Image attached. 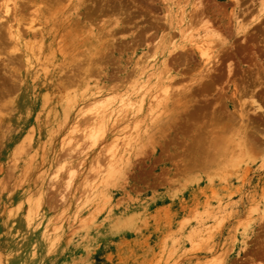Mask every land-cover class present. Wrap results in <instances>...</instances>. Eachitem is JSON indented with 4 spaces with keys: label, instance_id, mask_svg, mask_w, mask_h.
<instances>
[{
    "label": "rangeland",
    "instance_id": "1",
    "mask_svg": "<svg viewBox=\"0 0 264 264\" xmlns=\"http://www.w3.org/2000/svg\"><path fill=\"white\" fill-rule=\"evenodd\" d=\"M42 1V13L52 8V14L57 11L50 33L64 42L54 36L55 50L43 58L39 68L37 64L29 69L24 57L20 63L8 62L9 55L18 51H13L15 42L6 37L10 22L0 9V16L4 17H0V104H6L0 105V264H264V16L256 19L262 16V0H241L239 7L234 0H175L182 4L179 10L186 8L189 1L204 2L214 28L229 42L220 52L219 64L212 65L215 69L212 67V75L204 79L203 87L196 84V95L182 98L181 102L187 105L177 113L179 119L175 117L172 127L160 134L157 142V135L152 134L150 143H144L148 137L145 127L135 129L137 121L140 124L151 118L147 104L140 114L135 110L139 103L129 107L124 98L139 100L150 80L155 85L157 79L153 76L161 73L165 61L176 66V85L180 88L175 86L174 91L187 82L192 85L190 77L203 69L201 58L192 47L193 38L182 37L177 27L170 30L167 25L170 0ZM30 5V10H34L33 3ZM108 8L110 14H106ZM115 10L120 18L131 13V20L124 15L123 24L120 18L117 21V12L111 14ZM237 13L239 21L247 22L245 33L235 32ZM23 16L20 26L24 29L30 15ZM101 17H106V22ZM194 25L199 31L201 24ZM193 26L190 30L196 35L198 31ZM92 28L100 40L93 41L89 35ZM38 38L44 39L40 35ZM72 38H77L78 43L70 46ZM162 44H169L166 49L174 50L163 55ZM28 70L32 74L29 73L31 86L27 93L19 85L18 90L8 91L15 82L22 83ZM129 71L130 75L133 71V77ZM136 71L141 74L135 76ZM125 75L131 79H125ZM60 76L73 80L61 82ZM76 77L81 81L74 80ZM135 78L142 79L137 82ZM47 80L58 82L57 85L61 82L56 91L66 89L78 96L83 93V97L72 100L71 111L65 114L64 95L48 102ZM67 81L71 82L70 87ZM62 83H67L68 89ZM126 90H133V96ZM156 90L159 96L164 93L156 86L150 95H155ZM123 92L128 97H122ZM101 95H105V100ZM95 98H101L106 106L103 108L108 106L115 115L106 130L99 131V140L93 145L86 130L96 124L100 107L94 103ZM240 100L247 103L243 104L248 113L245 120L249 116L250 125L260 131L257 138L262 147L253 154L238 147L224 153L215 149L210 154L207 140L212 137L211 131L227 124V119L223 124L217 123L218 116L227 118L234 113L239 117ZM128 116L130 121L126 120ZM210 124L214 129H207ZM228 131L222 135L229 137L231 130ZM199 132H208L205 137H210L204 139ZM200 143L204 145L200 147ZM24 245L28 247V262L19 250Z\"/></svg>",
    "mask_w": 264,
    "mask_h": 264
},
{
    "label": "bare ground",
    "instance_id": "2",
    "mask_svg": "<svg viewBox=\"0 0 264 264\" xmlns=\"http://www.w3.org/2000/svg\"><path fill=\"white\" fill-rule=\"evenodd\" d=\"M21 0H0V9L3 11L1 14H3V16L5 15V18H6V16L8 17L7 18V21L8 22H10L9 23V25H8V27H7V35L8 36H6V37H8V39L9 40H11V41H14L15 42V48L13 47V51H18V52H14V53H11L10 55H9V61L8 62H10V63H17V62H22V57H24V62L28 65V68L29 69H32L35 65H37L38 64V68L41 66L39 63L40 62H42L43 61V58H45V56L47 57L48 56V54L49 53H51L53 50H55L54 49V46H55V44L53 43V40H54V36L50 33V31H51V29L53 28H51V23H52V18L53 17H55V15L56 14H58L57 13V11H56V14L54 15V14H52L51 13V10L53 9L54 10V8H52V9H49L48 10V12H44V13H42V8H41V4L43 3V1L42 0H34L33 2H32V0H26V2H24L23 0L20 2ZM28 1V2H27ZM47 1H49V0H47ZM110 1V0H109ZM165 1H167V0H165ZM235 2H236V6L237 7H239V5H241V0H234ZM11 2H13V4L11 3ZM52 2V1H51ZM76 2H77V0H76ZM88 2H90V1H88ZM92 3H94L93 1H91ZM188 2V1H187ZM31 3H33V5L35 6L34 7V10L33 9H31V10H33V11H31L30 10V8L32 7L30 4ZM72 3V2H71ZM70 3V4H71ZM168 3V2H167ZM204 3V2H203ZM202 2H196L195 1V3H193V2H188V5H186V8H184V9H180L179 10V8L182 6V4L181 3H179V2H177V1H175V0H170V3H169V5H168V9H167V11H168V15H167V19L166 20H168V23H167V25L170 27V30H173L174 28H178V30H180L181 31V33H182V37H192L193 39H192V41H191V43H192V47H193V49H194V51L196 52L197 51V53L199 54V56H200V58H201V62H202V67H203V69L201 70L200 69V71H198V72H196L195 73V75L193 74V76L192 77H190V82L191 83H193L192 85L190 84V83H186V84H184L182 87H181V89L180 90H177V91H174V87L175 86H178V85H176V82L177 81H179V80H177V75H176V73H175V71H174V69L176 68V66H173V67H175V68H173V67H171V66H169L168 64H167V62L165 61V62H163L164 63V65H165V67H162L161 66V68H162V71H161V69H160V71L159 72H161V73H159L158 75H156V77L155 76H153L154 78H156L157 80H156V83H155V85L154 86H152V82H151V80H150V83H149V86L146 84V86L144 87V88H146V90L145 91H143L142 93L140 92V94H139V100H133V98L131 99V98H129V99H125L124 98V102H125V105L126 106H133L134 104H136V103H139V106H138V108L137 107H135V110L136 109H138V113H140L141 112V110H142V108H143V105H145V104H147V109H148V111H149V113H150V115H151V118H150V120H148V121H144V120H142V121H140V124H139V122L137 121V124H136V126H135V129H138L139 127L141 128V127H145L146 128V136H148L147 137V139L144 141V143H150V142H152V134H154V135H157L156 136V142L158 141L157 140V138H160V137H162L161 135L166 131V130H168L169 128H171L172 127V121L173 120H175V117L176 118H178L177 116V113H179L180 112V110H182L183 108L185 109V105H187V104H184L183 102V99L182 98H188V96L190 95H193V91H194V89L196 88V86H199L200 85V88L201 87H203V83L205 82L204 81V79L207 77H211L210 76V74L212 75V67H214V66H212L213 64H219L218 62H220V52H221V50H222V48H223V46L226 44V43H228L229 41L227 40V38L225 37V36H223L224 34L222 33L221 34V32H219L217 29V27H215L214 28V22H212L211 23V21L212 20H210L209 19V17H208V15H207V13L205 12V8H204V6L203 5H205V4H203ZM12 5V6H11ZM43 5V4H42ZM48 5V4H47ZM67 5V4H66ZM66 5H65V8H66ZM110 5H111V2H110ZM112 5H113V3H112ZM31 6V7H30ZM45 6V5H44ZM53 6V5H52ZM51 6V7H52ZM86 6V5H85ZM115 6V5H114ZM122 6V5H121ZM48 7H50V5H48ZM50 7V8H51ZM54 7V6H53ZM93 7V6H92ZM96 7V6H95ZM111 7V6H110ZM109 7V8H110ZM46 8V7H45ZM61 8V7H60ZM69 8V7H68ZM77 8V7H76ZM87 8V7H86ZM97 8V7H96ZM104 8V7H103ZM102 8V9H103ZM109 8H108V10H106V14H108L109 12ZM111 8H114L113 6L111 7ZM116 8V7H115ZM114 8V9H115ZM124 8V7H123ZM123 8L121 9V10H123ZM62 9V8H61ZM73 9V8H72ZM102 9H100V10H102ZM107 9V8H106ZM119 9V11H120V8H118ZM190 10L189 12H187V11H185V10ZM52 10V11H53ZM57 10V9H56ZM70 10V9H69ZM74 10H75V8H74ZM78 10V9H77ZM86 10V9H85ZM90 10V9H89ZM93 10V9H92ZM95 10V9H94ZM113 10V9H112ZM99 11V10H98ZM114 11V10H113ZM113 11H111V14L112 15H114V13H116L117 11L115 10V12H113ZM125 11V9L123 10V12ZM166 11V12H167ZM260 11H262V16L261 15H259V16H257L256 17V19H258V18H260V17H263L264 16V0H262V2H261V5H260V9H259V12ZM67 12V11H66ZM87 12H88V10H87ZM102 13H103V11H101ZM122 12V13H123ZM125 12H127V11H125ZM68 13V12H67ZM80 13V12H79ZM105 13V12H104ZM121 13V14H122ZM93 14H94V12H93ZM101 14V13H100ZM110 14V13H109ZM118 12L115 14L116 15V19H117V21H118V18H120V14H118ZM131 14V13H130ZM130 14H127V16L125 15V13H124V15L128 18H131L132 17V15H131V17L130 16H128V15H130ZM167 14V13H166ZM189 14V15H188ZM209 14V13H208ZM23 15H30V16H28V17H30V20H28V22L27 23H24L25 24V28L23 29V28H21V26H20V21H22V18L24 17ZM42 16L40 19H34V17L36 16V17H38V16ZM62 15V14H61ZM81 15V14H80ZM86 15V14H85ZM90 15H92V14H90ZM89 15V16H90ZM95 15V14H94ZM94 15H93V18H94ZM105 15V14H104ZM124 15H121V18L124 16ZM71 16H72V14H71ZM87 16V15H86ZM101 16V15H100ZM99 16V17H100ZM103 16V15H102ZM110 15H108L107 17H109ZM124 16V17H125ZM245 17H246V15H244ZM0 17H2V16H0ZM98 17V18H99ZM111 17V16H110ZM126 17L125 18H122L123 19V21H124V19L126 20ZM2 18H4V17H2ZM65 18V17H64ZM84 18H85V16H84ZM90 19H91V17H89ZM102 18V17H101ZM112 18V17H111ZM113 18H114V16H113ZM119 19V22L121 21L122 22V19ZM128 18V19H129ZM187 18H189V19H191L190 21L189 20H187ZM45 20V22L44 23H42L41 22V20ZM67 19V18H66ZM105 20L106 19V17L105 18H102V20ZM110 19V18H109ZM108 19V20H109ZM116 19H115V21L113 22L112 20H114V19H110V21H112L113 23H115V24H119V22H117L116 23ZM127 19V21H129V20H131V19H129L128 20ZM133 19V18H132ZM212 19V18H211ZM244 19V18H243ZM6 20V19H5ZM14 22H16V23H12V21ZM95 20V19H94ZM97 20V19H96ZM24 21V20H23ZM68 21V20H67ZM85 21V20H84ZM83 21V22H84ZM89 21H91V20H89ZM126 21V22H127ZM189 21V22H188ZM214 21V20H213ZM235 21H236V24H235V27H236V34H240V33H242V32H244L245 30H248V29H246V28H248V27H246V25H247V22H244V20L243 21H239V16H238V13H237V15L235 14ZM26 22V21H25ZM47 22V23H46ZM70 22V21H69ZM81 22H82V20H81ZM97 22V21H96ZM101 22H103L104 23V21H101L100 20V23ZM105 22H106V20H105ZM255 22V21H254ZM46 23V24H45ZM53 23H54V21H53ZM92 22H90V24H91ZM94 23V22H93ZM103 23H101V24H103ZM162 23V22H161ZM41 24H43V26H42V29H40L39 28V26L41 25ZM70 24V23H69ZM74 24V23H73ZM101 24H99V25H101ZM107 24V23H106ZM122 24H123V22H122ZM126 24V23H125ZM158 24V23H157ZM194 24H196V26H198L197 24H201V26H199V31L197 30V29H195V25ZM250 24V23H249ZM50 25V26H49ZM86 24H84V26H85ZM92 25V24H91ZM114 25V24H113ZM159 25H162V24H159ZM187 25V26H186ZM194 25V26H193ZM2 26V25H1ZM23 26V25H22ZM54 26V25H53ZM56 26H57V24H56ZM67 26H68V24H67ZM83 26V25H82ZM92 26H94V25H92ZM96 26V25H95ZM94 26V27H95ZM116 26V25H115ZM152 26V25H151ZM192 26L194 27V30H197L198 31V34H196V35H194L193 33H191V31L192 30H190V28H192ZM248 26V25H247ZM63 27H65V23H64V26ZM62 27V28H63ZM91 27V26H90ZM97 27V26H96ZM100 27V26H99ZM110 27V26H109ZM117 27V26H116ZM123 27H125V26H123ZM150 26H148V28H149ZM73 28V27H72ZM87 28V27H86ZM104 28V27H103ZM112 28V27H111ZM55 29V28H54ZM105 29H107V28H105ZM1 30V29H0ZM64 30V29H63ZM69 30V29H68ZM87 30V29H86ZM97 30H98V28H97ZM147 31H148V29H146ZM55 31V30H54ZM57 31V30H56ZM62 31V30H61ZM65 31V30H64ZM109 31V30H108ZM112 31V30H111ZM124 31V30H123ZM146 31V32H147ZM190 31V32H189ZM67 32V31H66ZM88 32V31H87ZM106 32V31H105ZM113 32V31H112ZM193 32V31H192ZM234 32V33H235ZM0 33H1V31H0ZM103 33V31L101 32V34ZM115 33V32H114ZM245 33V32H244ZM63 34V33H62ZM65 34V33H64ZM88 34V33H87ZM98 34H99V32H98ZM164 34V33H163ZM38 35H40V37L42 36V37H44V39H40V38H38V39H36V36H38ZM73 35V34H72ZM90 36H93V41H95V38H97V40H100V39H98V37L99 38H101L100 36H96L97 35V33L93 30V28H92V31L90 32V34H89ZM105 35V34H104ZM104 35H102L103 37H104ZM113 35V34H112ZM146 35V34H145ZM64 36V35H63ZM109 36V35H108ZM196 36H198V37H196ZM228 36V35H227ZM3 37H4V35H3ZM5 37V38H6ZM56 37V36H55ZM82 37H83V35H82ZM162 37V36H161ZM195 37L196 38H198V39H195ZM1 38V37H0ZM57 38V37H56ZM105 38V37H104ZM163 38H164V36H163ZM3 39V38H2ZM58 40H61V39H63V38H57ZM56 39V40H57ZM77 38H72V40H69V42H71V44H70V46H72V45H74V44H77L78 43V41L76 40ZM161 39V38H160ZM229 39V38H228ZM56 40L54 41V42H56ZM58 40H57V43L61 46L62 44H61V42H58ZM80 40V39H79ZM148 40V39H147ZM169 40H171V42L170 43H172V39L170 38ZM11 41H9L8 43H10ZM62 41V40H61ZM68 41V40H67ZM63 42H64V39H63ZM62 42V43H63ZM69 42H67V43H69ZM137 42H138V40H137ZM163 42H165V41H163ZM5 43V42H4ZM3 43V44H4ZM66 43V42H65ZM80 43H83V42H80ZM105 43V42H104ZM139 43V42H138ZM168 43V42H167ZM169 43V44H170ZM11 44V43H10ZM87 44V43H86ZM164 44H166V43H164ZM169 44H167V45H169ZM58 45V46H59ZM167 45H164V47H163V44L160 46H158L157 48L159 49V47H161L160 49L161 50H164V52L162 53L163 55H166V53H167V51H169V52H171V51H173L174 49L173 48H167L166 49V47H168ZM182 44H180V47H182L181 46ZM191 45V44H190ZM0 46H2V45H0ZM57 46V48H59ZM61 47H63V46H61ZM60 47V49L62 50V48ZM67 47H68V44H67ZM191 47V46H190ZM191 47V48H192ZM98 48V47H97ZM87 49V48H86ZM100 49V48H99ZM166 49V50H165ZM186 49V48H185ZM107 50V49H106ZM189 50H191V49H189ZM19 51L20 52H22L23 54L22 55H20L21 53H19ZM105 51V50H104ZM157 51V50H156ZM187 51V50H186ZM186 51L184 52V53H186ZM62 52H64V50L62 51ZM99 52V51H98ZM103 52V51H102ZM121 58V57H120ZM186 58V57H185ZM50 59H51V57H50ZM178 59V58H177ZM196 59V58H195ZM216 59H218L217 60V62L215 61ZM46 60V59H45ZM184 60V59H183ZM91 61H92V59H91ZM177 61V60H176ZM175 61V62H176ZM216 63H215V62ZM51 62V61H50ZM54 62V61H53ZM130 62H131V60H130ZM198 62V61H197ZM214 62V63H213ZM55 63V62H54ZM77 63V62H76ZM80 63V62H79ZM84 63V62H83ZM92 63V62H91ZM177 63H178V61H177ZM185 63V62H184ZM8 65V64H7ZM40 65V66H39ZM68 65H69V63H68ZM79 65V64H78ZM83 65V64H82ZM195 65V64H194ZM60 66V65H59ZM79 66H81V64L79 65ZM142 66V65H141ZM141 66H140V68H141ZM145 66V65H144ZM143 66V68H145V69H147L146 68V66L144 67ZM230 66V65H229ZM232 66V65H231ZM230 66V67H231ZM36 67V66H35ZM72 67V69H74V66L72 65L71 66ZM78 67V66H77ZM76 67V68H77ZM83 67V66H82ZM194 67V66H193ZM197 67V66H196ZM201 66H200V68H202ZM229 67V69H230V74H231V68ZM47 68V67H46ZM49 68V67H48ZM70 68V67H69ZM79 68V67H78ZM125 68H126V66H125ZM128 68V67H127ZM136 68H138V67H136ZM44 69V68H43ZM59 69H60V67H59ZM80 69H82V68H80ZM80 69H79V71H80ZM132 69H135V68H132ZM142 69V68H141ZM214 69H215V67H214ZM50 70V69H49ZM75 70V69H74ZM136 70V69H135ZM232 70H233V67H232ZM14 71V70H13ZM29 71V70H28ZM53 71H54V69H53ZM66 71V70H65ZM77 71V70H76ZM76 71H75V73H76ZM91 71V70H90ZM137 71H141V70H137ZM137 71H136V73H135V76L137 75L138 76V74H141V72L139 73L138 72V74H137ZM144 71V70H143ZM31 72V74H32V71H29V72H26V73H24L23 74V77H22V83H20V82H18L19 80L17 79V82L19 83H16L15 82V84L12 86L11 85V87L8 89V91H12V90H15V89H19V87L21 86V88L20 89H22V91L23 92H26L27 90H29L30 89V86H31V83L29 82V77H30V75H29V73ZM50 72V71H49ZM81 72V71H80ZM126 72H128V71H126ZM214 72H215V70H214ZM54 73V72H53ZM56 73V72H55ZM74 73V74H75ZM82 73H84V72H82ZM94 72H92V74H93ZM12 74V73H11ZM50 74V73H49ZM91 74V73H90ZM132 74H133V71H132ZM131 74V75H132ZM54 75V74H53ZM72 75V74H71ZM127 75H128V73H127ZM129 75H130V71H129ZM130 75V76H131ZM143 75V74H142ZM214 75V74H213ZM11 76V75H10ZM18 76V75H17ZM63 76H64V73H63ZM70 76V75H69ZM73 76V75H72ZM76 76V75H75ZM75 76H73V77H75ZM112 76V75H111ZM126 76V75H125ZM130 76H126L125 77V79L127 78L128 80L129 79H131L130 78ZM190 76V75H189ZM189 76H188V78L187 79H189ZM12 77H13V74H12ZM15 77V76H14ZM32 77V76H31ZM45 77V76H44ZM62 76H60V78H61ZM78 77H81V75H79ZM131 77H133V76H131ZM147 77H149V75L147 76L146 75V80H147ZM150 77H151V75H150ZM53 78H54V76H53ZM68 78V76L65 78H61L62 80H61V82L64 80V82H65V80ZM111 78V77H110ZM213 78V77H212ZM14 79V78H13ZM49 79H52V77H50ZM71 79V78H70ZM70 79H67L68 81L70 80ZM79 79V78H78ZM78 79H77V77H76V79L74 78V80H76V81H78ZM108 79V78H107ZM139 78H135L134 80H138ZM140 79H142V78H140ZM140 79L138 80L139 82H140ZM179 79V78H178ZM15 80V79H14ZM13 80V81H14ZM58 80V79H57ZM73 80V78L71 79V81ZM133 80V79H132ZM21 81V80H20ZM32 81V80H31ZM47 81H49V80H47ZM46 81V82H47ZM67 81V83H69V85L67 84V83H62V85L64 86V84L66 85V87H67V85L70 87V83L71 82H68ZM79 81H81L80 79H79ZM137 81V82H138ZM189 81V80H188ZM10 82H11V79H10ZM50 83H48L49 84V86H48V89H49V99L50 100H48V102L49 101H52V99L53 98H57V99H59V98H63V95H64V104H63V107L66 105V107H65V110H64V113L65 114H67V113H69L71 110H70V107L73 105L72 104V100H76V98L77 97H81L82 96V94H80L81 96H78V94L75 92V93H73V92H69V91H67L66 89H65V91H61V89H57L58 91H56V85L58 84V82L57 83H55L53 80H50L49 81ZM61 82H59V85H60V83ZM133 83H135V81H132ZM136 82V83H137ZM146 82V81H145ZM149 81L147 80V83H148ZM14 83V82H13ZM12 83V84H13ZM74 83V82H73ZM207 83V82H206ZM83 84H85V83H83ZM140 84V83H139ZM178 84H180V83H178ZM183 84V83H182ZM197 84V85H196ZM17 85H19V87H17ZM59 85H57L58 87H59ZM78 85H80V84H78ZM87 85H88V83H87ZM86 85V86H87ZM107 85V84H106ZM121 85V84H120ZM123 85V84H122ZM144 85H145V83H144ZM196 85V86H195ZM208 85V84H207ZM89 86V85H88ZM113 86V85H112ZM117 86L119 87V84H117ZM134 86V85H133ZM160 87L161 89H162V91L164 92V93H162V95L161 96H159L158 95V90H156L155 92H154V94L155 95H150V91L154 88V87ZM57 87V88H58ZM66 87H63V88H66ZM73 87V86H72ZM71 87V88H72ZM62 88V89H63ZM74 88H76V86L74 87ZM82 88V87H81ZM111 88V87H110ZM115 88V87H114ZM178 88H180L179 86H178ZM17 89V90H18ZM67 89H68V87H67ZM73 89V88H72ZM72 89H70L69 88V90H72ZM83 89V88H82ZM87 89V87H85L84 88V91ZM88 89H89V87H88ZM102 89V88H101ZM130 89H131V87H130ZM59 90L62 92V93H60L59 92ZM112 90V89H111ZM21 91V92H22ZM83 91V92H84ZM91 91V90H90ZM96 91V90H95ZM100 91V90H99ZM107 91V90H106ZM112 91H114V90H112ZM111 91V92H112ZM127 91V90H126ZM136 93H139V90L138 89H136V90H134ZM93 92L94 91H92V94H93ZM97 93H98V90L96 91ZM95 92V93H96ZM109 92V91H108ZM132 93H133V90L131 91ZM131 92L129 91H127V93H130L131 94ZM240 92V91H239ZM238 92V93H239ZM244 92V91H243ZM27 93V92H26ZM124 93V92H123ZM127 93H124L123 95H121L122 97L123 96H125V95H127ZM245 93V92H244ZM85 94V93H84ZM89 94V93H88ZM91 94V93H90ZM89 94V95H90ZM91 94V95H92ZM106 95H107V93H106ZM109 95V94H108ZM107 95V96H108ZM129 95V94H128ZM128 95H127V97H128ZM132 96H133V94H131ZM135 95V94H134ZM195 95H196V93H195ZM195 95H193V96H195ZM240 95H241V93H240ZM102 96V95H101ZM136 96H137V94H136ZM175 96H178V98L176 97L175 98ZM237 96H239L238 94H237ZM242 96V95H241ZM253 96H254V94H253ZM83 97V96H82ZM104 97V100H105V95L104 96H102V98ZM109 97V96H108ZM126 97V96H125ZM130 97V96H129ZM242 99V98H241ZM61 100V99H60ZM59 100V101H60ZM65 100H66V103H65ZM93 100H94V98H93ZM103 100V99H102ZM108 100H110V98L108 99ZM186 100V99H185ZM57 101V100H56ZM63 101V100H62ZM122 101V100H121ZM181 101H183V102H181ZM47 102V101H46ZM61 102V101H60ZM98 102V104H99V106H97V107H100L99 109L97 108V115H96V121H95V123L96 124H94L93 126H92V128H91V130L89 131V130H86V132L88 131V134L86 135L87 137H88V139L91 141L92 140V144L93 145H96L97 144V142H98V140H99V137H100V135L98 134L99 133V131L102 129V130H106L105 128H107V124H109L108 122H109V120L111 121V117H114L113 116V114L114 113H112L111 111H108V106H107V108H103V105H104V101H101V98H95V101H94V103H97ZM113 102V101H112ZM240 102H241V100H240ZM1 103V102H0ZM17 103V102H16ZM102 103V104H101ZM246 102H244L243 103V101L241 102V107H239V108H241L240 109V113H239V117H240V120H237V119H235V118H239V117H236L237 115H235L234 113H233V116H235V118L231 115V116H228L227 118H225L224 116L223 117H219L218 116V121H217V123L219 122V124L222 122V121H224V119H227V120H225V122L227 123L226 124V126L224 125L223 127H221V128H219L218 130H216V131H211V134H212V137H211V139H209L207 136H209L210 137V135H206V137H205V134L206 133H208V132H199V133H201L202 135H203V137H204V139H207L208 138V142H210L209 143V147H208V150L210 151V154H211V152H212V150H220L222 153H224V152H230V151H233V149H234V147H238L242 152H245V153H248V154H253L254 153V151L256 150V149H260L262 146V144L260 143V140L257 138V135L258 134H261L260 133V131L258 132V131H256V129L257 128H254V126H251L250 125V123H249V116H248V120L246 121L245 120V117H247V115H248V113H247V115H246V113H245V109H244V107H243V104H245ZM97 104V105H98ZM107 104H109V103H106V105ZM112 104V103H111ZM122 104V103H121ZM247 104V103H246ZM0 105H6L5 103L4 104H0ZM94 105V104H93ZM101 105V106H100ZM1 106V107H2ZM44 106H46V105H44ZM50 106V105H49ZM95 106V105H94ZM105 106V105H104ZM234 106V105H233ZM245 106V105H244ZM51 107L52 108H54V106L53 105H51ZM61 107V106H60ZM106 107V106H105ZM128 107V108H129ZM134 107V106H133ZM149 107V108H148ZM261 107V106H260ZM123 109H124V106L122 107ZM127 107H125V109H126ZM128 108H127V110H128ZM50 109V108H49ZM119 109H120V106H119ZM134 109V108H133ZM259 109V108H258ZM262 109H263V106H262ZM122 110V109H121ZM120 110V111H121ZM130 110H132V108H130ZM186 110H188V109H186ZM124 111H126V110H124ZM136 111H134V114H135V116H136ZM184 111V110H183ZM227 111V110H226ZM236 111H237V109H236ZM247 111V110H246ZM250 111V110H249ZM248 111V112H249ZM257 111V110H256ZM83 112V111H82ZM127 112H129V111H127ZM233 112H235V111H233ZM125 113V112H124ZM137 113V114H138ZM223 113H225V112H223ZM236 113H238V112H236ZM129 113H127L126 115H128ZM132 114V113H131ZM131 114H129V116L131 115ZM141 114V113H140ZM69 115V114H68ZM67 115V116H68ZM83 115V114H82ZM115 115V114H114ZM133 115V114H132ZM155 115H158V116H156L155 117ZM222 115V114H221ZM227 115H228V113H227ZM123 116V115H122ZM128 116V119L126 118V120L128 121H130V117ZM139 116V115H138ZM189 116V115H188ZM193 116V115H192ZM213 117H214V115H212ZM127 117V116H126ZM132 117V116H131ZM133 117H134V115H133ZM153 117H155V120H153L152 118ZM195 117V116H194ZM201 117V116H200ZM232 117V118H231ZM0 118H2V116L0 115ZM94 118V119H95ZM201 118H203V117H201ZM64 119H67V117L66 118H64ZM89 119V118H88ZM87 119V120H88ZM116 119L118 120V118L116 117ZM132 119V118H131ZM179 119V118H178ZM205 119V118H204ZM211 119H213L212 117H211ZM214 119H215V117H214ZM87 120L85 121V119H84V121L85 122H87ZM113 120V119H112ZM120 120V119H119ZM125 120V119H124ZM217 120V119H216ZM90 121V120H89ZM94 121V120H93ZM122 121H123V119H122ZM127 121H125L126 123H128ZM155 121V122H154ZM180 121V120H179ZM178 121V122H179ZM185 121H186V119H185ZM189 121V120H188ZM197 121V120H196ZM237 121H239V123L237 122ZM92 122V121H91ZM119 122V121H118ZM125 122H123L124 124H125ZM133 122V121H132ZM210 122H212V120H210ZM215 122V121H214ZM251 122V121H250ZM114 123V122H113ZM120 123H121V121H120ZM153 123H155V125L153 126ZM175 123V122H174ZM174 123H173V125H174ZM196 123V122H195ZM216 123V122H215ZM87 124V123H86ZM90 124V123H89ZM115 124V123H114ZM118 124V123H117ZM181 124V123H180ZM221 124H223V122L221 123ZM239 124V125H238ZM116 125V124H115ZM121 125V124H120ZM119 125V126H120ZM212 124H210V126H211ZM215 125V124H214ZM236 125V126H235ZM89 127L88 128H90L91 126L90 125H88ZM111 126H113V125H111ZM117 126V125H116ZM126 126H127V124H126ZM177 125H175V127H176ZM184 126H186V125H184ZM197 126V125H196ZM209 126V125H208ZM210 126L207 128V129H214V126L212 127V128H210ZM257 126V125H256ZM110 127V126H109ZM108 127V128H109ZM123 127V126H122ZM175 127H174V129H175ZM227 127H228V129H227ZM230 127V128H229ZM112 128V127H111ZM232 128V129H231ZM87 129V128H86ZM116 129H118L117 127H116ZM173 129V130H174ZM112 130H114V129H112ZM179 130H180V128H179ZM199 130V129H198ZM208 130V131H209ZM228 130H231V135L228 137V136H226V135H222V132L225 134L226 133V131H228ZM85 131V130H84ZM122 131V130H121ZM204 131V130H203ZM205 131H206V129H205ZM104 132H107V131H104ZM120 132V131H119ZM229 132L230 131H228L227 133L229 134ZM170 133V132H169ZM177 133V132H176ZM188 133V132H187ZM197 133V132H196ZM204 133V134H203ZM226 133V134H227ZM161 134V135H160ZM208 134H210V131H209V133ZM164 135V134H163ZM201 135V136H202ZM213 135H217L216 137H214ZM174 136V135H173ZM192 136H195V135H192ZM192 136H190V137H192ZM200 135H198V137H199ZM200 136V137H201ZM262 136L264 137V130H262ZM197 137V136H196ZM195 137V138H196ZM199 137V138H200ZM203 137H201L200 139H203ZM220 137V138H219ZM195 138H192V140L193 139H195ZM179 139V138H178ZM197 140H198V138H196ZM264 139V138H263ZM262 139V140H263ZM130 140V139H129ZM210 140V141H209ZM171 141V140H170ZM179 141V140H178ZM194 141V140H193ZM173 142H176V141H173ZM188 142V141H187ZM199 142H201L200 140H199ZM203 142H205V140L203 141ZM208 142H205L206 144L208 143ZM155 143V142H154ZM177 143V142H176ZM196 143V141L194 142V144ZM229 143H233V144H229ZM157 144V143H156ZM201 144H203V143H200V145L199 144H196V145H199L200 147H202L203 145H201ZM190 145H192L191 144V142L189 143V146ZM195 145V146H196ZM208 146V145H207ZM206 146V147H207ZM186 147H188V145L186 146ZM189 149H191V148H189ZM199 149V148H198ZM201 149V148H200ZM191 150H193V149H191ZM196 150V149H195ZM194 150V151H195ZM191 153V152H190ZM216 153V152H215ZM110 168H111V166H110ZM112 169V168H111ZM101 169H99V171H100ZM109 170V169H108ZM101 172V171H100ZM99 172V173H100ZM27 249H28V247L26 246V245H24V246H22L19 250H20V253L21 254H23L24 255V257H25V262H28V260H29V253H27ZM31 259V258H30Z\"/></svg>",
    "mask_w": 264,
    "mask_h": 264
}]
</instances>
